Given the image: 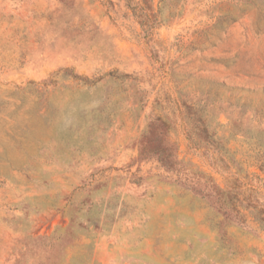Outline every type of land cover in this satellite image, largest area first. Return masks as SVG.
Returning a JSON list of instances; mask_svg holds the SVG:
<instances>
[{
	"label": "rangeland",
	"instance_id": "obj_1",
	"mask_svg": "<svg viewBox=\"0 0 264 264\" xmlns=\"http://www.w3.org/2000/svg\"><path fill=\"white\" fill-rule=\"evenodd\" d=\"M257 141L264 0H0V264H264V222L202 191L264 193Z\"/></svg>",
	"mask_w": 264,
	"mask_h": 264
},
{
	"label": "trees",
	"instance_id": "obj_2",
	"mask_svg": "<svg viewBox=\"0 0 264 264\" xmlns=\"http://www.w3.org/2000/svg\"><path fill=\"white\" fill-rule=\"evenodd\" d=\"M190 110H195V106H191ZM195 114V113H194ZM162 125V121H154L150 124V133L147 135L149 139V149L153 151L160 160L164 161L163 154L167 151H160V146L155 145V141L159 138L157 132ZM210 123H203L196 117L189 116L187 121V139L192 149L199 150L204 148L209 151L210 148L218 150L220 139L216 136L214 131H211ZM257 145L260 147V154L258 155L257 162L259 169L264 171V145L262 142L257 141ZM173 144L169 141V168H171L177 161L174 160ZM234 166H239L235 158H230ZM249 182L245 184L240 173H233L232 178L228 180L231 185L227 189L216 185L211 179L207 178L204 183L203 195L211 202V207L215 209L224 222H230L234 225H244L246 223L244 210L251 209V214L255 218V221L264 222V199L260 201L258 196H263L264 193L260 191V186L254 185L253 179L248 176L245 179ZM192 183V190L199 191V185L201 183L195 180V177L190 178ZM248 184V185H247ZM243 196V199L240 198ZM262 202V203H261ZM263 215V218L259 217ZM261 218V219H260ZM223 222V223H224Z\"/></svg>",
	"mask_w": 264,
	"mask_h": 264
}]
</instances>
